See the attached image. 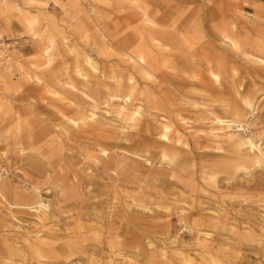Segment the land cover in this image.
Returning a JSON list of instances; mask_svg holds the SVG:
<instances>
[{"label":"rangeland","instance_id":"rangeland-1","mask_svg":"<svg viewBox=\"0 0 264 264\" xmlns=\"http://www.w3.org/2000/svg\"><path fill=\"white\" fill-rule=\"evenodd\" d=\"M7 1L0 264H264V0Z\"/></svg>","mask_w":264,"mask_h":264},{"label":"bare ground","instance_id":"bare-ground-1","mask_svg":"<svg viewBox=\"0 0 264 264\" xmlns=\"http://www.w3.org/2000/svg\"><path fill=\"white\" fill-rule=\"evenodd\" d=\"M8 1L7 0H0V8L1 9H3V12L2 13H4V10H7V6H8ZM17 5V4H16ZM34 18L35 17H33V18H31V19H27V24L29 25V26H31L33 23H34V21H36V20H34ZM1 62V61H0ZM3 62V61H2ZM89 62V61H88ZM140 62V61H139ZM259 63V62H258ZM89 65L91 66V68L93 67L92 66V64H91V61L89 62ZM211 75H213V77L215 78V79H217V75H215V74H211ZM244 100V99H243ZM244 102H246L247 103V105L249 106L250 104H249V102H247V100H244ZM136 112V111H135ZM92 116V115H91ZM225 121H227V120H225ZM73 122V121H72ZM74 123V122H73ZM226 123V122H225ZM163 129H164V127H163ZM166 130V129H165ZM167 134V133H166ZM161 137L163 138H165V134H163V135H161ZM163 138V139H164ZM165 140V139H164ZM104 152V151H103ZM164 181V180H163ZM84 183H86V182H84ZM87 183H88V181H87ZM81 185V183H79L78 185H75V188H79V186ZM81 189V188H80ZM64 200V199H63ZM41 202L40 201H38V205L40 204ZM40 205H42V204H40ZM39 215V214H38ZM42 217H43V219H45V216L42 214ZM38 218V217H37ZM53 236H56V235H53ZM8 241V240H7ZM12 241V240H11ZM10 241V242H11ZM15 242V241H14ZM15 244V243H14ZM12 245V244H11ZM15 246V245H14ZM49 251V250H48ZM2 252H10L11 254H17L18 252H19V250H17V249H15V248H9V249H6L5 250V247L4 248H2V247H0V253H2ZM78 252V251H77ZM69 253V251L68 250H65L62 254H61V256L63 255V257H65L66 256V254H68ZM49 254V253H48ZM52 256V255H51ZM59 256L60 255H54L53 257L55 258H59ZM2 258V257H1Z\"/></svg>","mask_w":264,"mask_h":264},{"label":"built area","instance_id":"built-area-1","mask_svg":"<svg viewBox=\"0 0 264 264\" xmlns=\"http://www.w3.org/2000/svg\"><path fill=\"white\" fill-rule=\"evenodd\" d=\"M8 45L0 31V61H4L8 57Z\"/></svg>","mask_w":264,"mask_h":264}]
</instances>
